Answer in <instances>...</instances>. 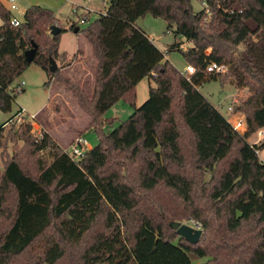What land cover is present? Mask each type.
I'll use <instances>...</instances> for the list:
<instances>
[{"label": "trees", "instance_id": "1", "mask_svg": "<svg viewBox=\"0 0 264 264\" xmlns=\"http://www.w3.org/2000/svg\"><path fill=\"white\" fill-rule=\"evenodd\" d=\"M206 2L210 15L205 10L194 12L191 0H110L106 13L88 29L81 32L73 24L70 30L79 28L78 34L92 46L98 61L92 98L80 86H71L93 117H102L122 99L135 108L136 87L147 77L156 87L150 88L148 100L134 109L127 122L108 135L101 134L100 143L79 163L45 135L35 146L37 151L50 149L52 162L40 165L38 177L28 175L17 160L6 164L0 174V216L8 213L10 199L14 208L0 237V264H11L53 228L58 238L48 241L43 264H57L65 256L63 244L82 242L102 217L111 235L99 238L85 252L84 264H195L192 254L207 257L201 239L190 244L170 227L171 222H155L139 214L138 191L153 192L164 186L190 204L194 186L188 171L217 167L222 173L210 199L213 206L223 207L218 212L227 213V231L236 235L251 226L249 233L257 236L256 244H242L236 264H264V163L247 141L264 128V0ZM147 15L164 20L173 31L176 41L167 52L179 51L187 65L195 68L190 80L138 26ZM11 18L0 0V109L4 112L11 110L14 96L23 91L11 86L30 65L36 64L48 74L49 87L50 79L58 74V70L50 72V58L59 55L61 35L66 32L61 28L59 35L52 36L46 58L39 53L37 37L44 36L46 26L57 23L53 12L32 6L19 27L11 24ZM185 42L190 43L187 50L182 48ZM32 43L39 48L33 63L28 64L24 53ZM242 44L246 52L231 80L237 89L250 91L235 107L246 118L245 134L236 132L198 90L219 79L226 85L229 79L207 74V66L224 65L232 49ZM209 48L211 54L206 52ZM177 91L181 97L176 103ZM9 123L0 126V149ZM187 136L191 143L183 146ZM118 157L130 163L142 160L138 189L128 185L123 174L111 172ZM132 215L138 216L137 227L130 232ZM168 215L174 220L177 217ZM206 228L205 224L203 235Z\"/></svg>", "mask_w": 264, "mask_h": 264}, {"label": "rangeland", "instance_id": "2", "mask_svg": "<svg viewBox=\"0 0 264 264\" xmlns=\"http://www.w3.org/2000/svg\"><path fill=\"white\" fill-rule=\"evenodd\" d=\"M207 0H191L194 12L204 9L202 2ZM2 2V0H1ZM18 10L11 11V16L24 20L25 11L32 6H41L53 12L58 26L66 32L61 35L59 55L55 58L58 65V74L50 79L48 74L38 65H30L26 71L13 83L12 89L25 83L23 91L14 96L12 107L9 112L0 109V126L10 121L5 127L2 137V148L0 149V174L5 169L7 163L17 160L23 170L32 177H38L39 168L42 164L52 162L51 151H37L35 143L42 141L48 135L56 146L64 153L69 152L80 140H86L88 148H95L100 143V135H108L120 125L128 121L135 108L141 107L149 98V90L156 87V83L151 78H145L136 87L135 108L124 99L116 103L111 109L105 112L102 117H93L89 111L83 108L77 95L71 90L72 85H78L92 98L95 92L98 61L95 59L92 46L86 41L82 34H75L70 28L74 23L81 32L88 29L101 14L108 8L102 6L100 1L89 3L88 0H15ZM7 9L10 10V2L7 1ZM88 13L89 21L80 23L84 12ZM3 24L0 19V26ZM138 26L144 30L149 38L164 52L168 61L180 72H185L187 63L179 51L168 53L176 39L173 31L168 30V24L162 19H156L151 15L141 18ZM43 37H37L40 43L39 53L48 58L49 46L52 45V35L50 27L43 29ZM190 43L185 42L183 49L187 50ZM29 44L26 51L30 50ZM209 48L207 54L212 53ZM246 52V45L242 44L231 51V56L224 63L226 72L221 74L223 78L229 79L226 85H222L221 80L211 81L198 90L210 103L217 106L221 101L220 113L226 117L225 110L230 104L232 96H237L240 103L250 96L248 89H237L232 78V71L240 68V59ZM50 66V65H49ZM178 92V91H177ZM181 93L176 95V103L180 101ZM48 105V106H47ZM45 110L40 113L43 108ZM22 108L26 115L16 116ZM218 108V107H217ZM39 114V115H38ZM35 119H31V116ZM27 126H31V131ZM99 131V132H98ZM191 137L187 136L182 141L183 146H188ZM257 135H250L248 142L256 141ZM27 140V141H25ZM264 145V141L262 142ZM236 153L232 154V159ZM118 161V162H117ZM111 167V172H119L124 175V181L132 188H139V172L143 168L142 160L134 163L126 161L123 157H118ZM123 166H127L123 169ZM221 168L217 167L213 171L200 168H192L188 171L189 180L193 183L194 192L192 202L185 204L178 195L166 187H159L153 192L138 191L137 201L138 213L148 215L155 222H180L193 228L196 226L207 228L201 238V245L206 251L205 259L198 258L192 254L191 258L195 264H236L240 259L239 248L242 244H256L257 236L251 232V226H245L240 234H230L227 231V213L223 207L214 204L210 199L211 192L220 179ZM12 198V197H11ZM8 213L0 216V237L8 223L7 215L14 208L13 199L8 202ZM168 213L175 214L174 220ZM138 216H131L128 220V230L133 232L137 227ZM254 226V224H253ZM106 220L102 217L88 236L80 243H64L65 256L57 264H84L85 252L99 239L110 236L107 230ZM122 231L127 234V227L122 224ZM237 238V236H239ZM58 234L53 228L46 237L38 240L22 256L12 260L11 264H43L44 250L49 240L57 239ZM247 258V257H246Z\"/></svg>", "mask_w": 264, "mask_h": 264}, {"label": "built area", "instance_id": "3", "mask_svg": "<svg viewBox=\"0 0 264 264\" xmlns=\"http://www.w3.org/2000/svg\"><path fill=\"white\" fill-rule=\"evenodd\" d=\"M7 1L10 2V10H9L10 12L18 10V6L16 5L15 0H7ZM94 1L97 0H88V2H94ZM98 1H100V3L102 4V6H104V8H106V5L110 3V0H98ZM202 6L204 7L203 10H205L206 14L210 15V9L208 3L206 1H203ZM106 10L107 9H105V11L103 12L104 14L106 13ZM91 12H92L91 10L86 9L83 18L80 19L81 24H85L88 21V13ZM11 24L14 27H19L22 24V22L18 18L12 17ZM195 72H196L195 68H193L192 66H187L185 72H182V74L190 80V77L194 75ZM225 72H226V66L219 65L217 63L209 64L206 69L207 74L213 73L219 75V74H224ZM24 85L25 83H21L20 86H17V91H22ZM239 104L240 101L238 97L232 96L230 100V104L227 106L225 110V114H226V119L232 125L233 129L240 134H245L248 131L246 118L242 113L235 111V107L239 106ZM23 114L26 115V112L22 108H20L16 116H20ZM36 116L37 115L31 116V119L34 120ZM255 134L257 135L258 139L252 143L249 142V144L254 149L255 154L258 156L259 160L262 163H264V145L262 144V142L264 141V128H262ZM88 146L89 145L86 140H80L78 144L72 147L69 152H66V154L73 162L79 163L85 158L87 152L90 150ZM195 228L199 229L198 226H196Z\"/></svg>", "mask_w": 264, "mask_h": 264}, {"label": "water", "instance_id": "4", "mask_svg": "<svg viewBox=\"0 0 264 264\" xmlns=\"http://www.w3.org/2000/svg\"><path fill=\"white\" fill-rule=\"evenodd\" d=\"M50 32L51 35L55 37L61 33V28L58 26H53L50 28ZM78 32H79V28H76L74 33L78 34ZM38 48H39L38 45L32 43V48L28 51H25L24 56L28 64H32L33 61L35 60L38 52ZM57 70H58L57 62L53 58H50V72L55 73L57 72ZM170 227L176 231L177 235L180 238L185 239L188 243L193 245L198 244L203 235L202 229L193 228L189 225L182 224L180 222H171Z\"/></svg>", "mask_w": 264, "mask_h": 264}, {"label": "crops", "instance_id": "5", "mask_svg": "<svg viewBox=\"0 0 264 264\" xmlns=\"http://www.w3.org/2000/svg\"><path fill=\"white\" fill-rule=\"evenodd\" d=\"M2 3H3V5L6 7L7 6V0H2ZM16 3V2H15ZM89 3H92V2H89ZM7 8V7H6ZM26 12V11H25ZM74 24H78V23H74ZM151 39V38H150ZM169 56H167L166 55V58H168ZM188 66V65H187ZM222 104V102L220 101L219 103H218V105L217 106H215L218 110H221V108H220V105ZM48 106V105H47ZM47 106H45L44 108H43V110L40 112V113H42L44 110H45V108L47 107ZM39 115V114H38ZM91 149H92V147H91Z\"/></svg>", "mask_w": 264, "mask_h": 264}]
</instances>
